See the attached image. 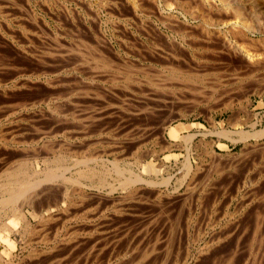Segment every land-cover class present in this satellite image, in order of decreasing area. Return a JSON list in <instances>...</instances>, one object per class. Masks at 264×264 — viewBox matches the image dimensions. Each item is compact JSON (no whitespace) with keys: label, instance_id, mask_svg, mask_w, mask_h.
<instances>
[{"label":"rangeland","instance_id":"rangeland-1","mask_svg":"<svg viewBox=\"0 0 264 264\" xmlns=\"http://www.w3.org/2000/svg\"><path fill=\"white\" fill-rule=\"evenodd\" d=\"M123 4L0 0V184L19 169L43 176L58 166L51 172L67 166L63 174L83 184H44L52 190L36 200L40 213L7 207L0 264H264V133L253 136L264 131V95L252 89L264 74L228 86L239 93L228 110L226 96L195 106L190 82L157 56L163 22L131 21ZM226 130L250 137L219 134ZM116 168L152 183L125 187ZM101 180L109 183L97 188Z\"/></svg>","mask_w":264,"mask_h":264},{"label":"bare ground","instance_id":"bare-ground-1","mask_svg":"<svg viewBox=\"0 0 264 264\" xmlns=\"http://www.w3.org/2000/svg\"><path fill=\"white\" fill-rule=\"evenodd\" d=\"M115 6L123 4L122 2H126L128 5L126 9L130 10V16L131 21H162L163 24L160 26H156L155 30L160 36L156 37L161 40V44H159L160 50L157 54L159 57L163 60L162 64L165 67L170 69L172 73H178L179 78L181 81H184V87L185 83H189L192 85L191 89L188 86V90L192 91L193 93V99L195 97V106H197V102L199 99H205L207 101H211L214 99H223L226 97L230 98L233 96L228 95V91L226 90L228 86L241 84L246 80H253L256 81L255 77L261 76V74H264V0H114ZM123 4V5H124ZM119 8V7H118ZM122 8V7H121ZM154 26V25H153ZM164 26L168 30H164ZM151 28V27H150ZM147 33L149 35V28H147ZM152 37L154 28L152 27ZM147 35V36H148ZM149 37V36H148ZM156 38L155 42L158 41ZM149 39V38H148ZM151 40V39H150ZM154 41V39H152ZM151 40V41H152ZM150 43V42H149ZM152 43V42H151ZM150 45V44H149ZM153 44H151L152 46ZM154 46V45H153ZM156 46V44H155ZM154 46V47H155ZM146 48H148L146 46ZM152 50L154 48H151ZM150 50V49H149ZM95 51V50H94ZM155 51V49L153 50ZM152 51H150L151 53ZM149 53V52H148ZM147 53V54H148ZM155 53V52H154ZM93 54V53H92ZM151 55V54H150ZM152 55H155L152 53ZM152 55L151 57L152 61ZM156 55L154 56L156 61L158 60V57ZM106 56H103L105 58ZM146 57V56H145ZM109 58V57H108ZM106 59V58H105ZM110 59V58H109ZM108 59V60H109ZM145 59V58H144ZM160 59V60H161ZM161 60V61H162ZM102 61V60H99ZM112 61V59H111ZM110 62V60H109ZM108 64L110 65V63ZM113 62V61H112ZM155 62V61H154ZM160 63V61H159ZM161 64V63H160ZM102 65V64H100ZM99 65V66H100ZM106 65V64H105ZM104 65V67H105ZM127 65V64H126ZM150 65V64H149ZM231 66L232 69L228 68V70L231 73V70L233 71L232 74H228L226 71V67ZM134 66V65H133ZM140 66V65H139ZM142 66V65H141ZM102 67V66H101ZM107 67V66H106ZM117 67V66H116ZM136 67V66H135ZM225 67V68H224ZM97 68V67H96ZM103 68V67H102ZM115 68V67H114ZM113 68V69H114ZM131 68V67H130ZM161 68V67H160ZM226 69V71H220L222 69ZM138 69V68H137ZM164 69V68H163ZM162 69V70H163ZM118 70V69H117ZM131 70V69H129ZM139 70V69H138ZM156 70V69H155ZM166 70V71H167ZM121 71V70H120ZM124 71V70H123ZM133 71V70H132ZM135 71V69H134ZM143 71V70H142ZM122 72V71H121ZM136 72V71H135ZM138 72V71H137ZM222 72V73H218ZM129 73V72H125ZM163 73V72H162ZM160 73L159 75H161ZM171 73V74H172ZM130 74V73H129ZM128 74V76H129ZM260 74V76H258ZM127 75V74H126ZM134 75V74H133ZM159 75H155L156 77H159ZM182 77H181V76ZM162 76V75H161ZM160 76V77H161ZM168 76V75H167ZM216 76L215 79H213L216 83L215 85L210 86V83L208 82L209 77ZM109 77V76H108ZM107 77V78H108ZM132 77V76H130ZM129 77V78H130ZM144 77V76H143ZM165 77V76H164ZM173 77V76H171ZM187 77H191V79H187ZM112 78V77H111ZM114 78V76H113ZM122 78V77H121ZM134 78V77H133ZM153 77L150 80L153 81ZM160 79V78H159ZM166 79V78H165ZM178 79V78H177ZM211 79V80H212ZM115 80V79H114ZM135 80V78H134ZM144 80V79H143ZM146 80V79H145ZM144 80V81H145ZM160 81L159 84H162L164 78L161 80L155 79V81ZM111 81V80H110ZM129 81V79H128ZM174 81V80H173ZM172 81V82H173ZM262 86L258 84V81L256 82L259 88L254 89V94H261L264 95V75L262 78ZM137 82H139L137 80ZM143 82V81H142ZM140 81V83H142ZM148 82V81H147ZM146 82V83H147ZM156 82V83H158ZM167 81L164 80V85ZM171 82V80H170ZM175 82V81H174ZM248 82V81H246ZM127 83V82H126ZM129 83V82H128ZM135 83L136 82H132ZM155 83V84H156ZM176 83V82H175ZM183 82H181L182 84ZM213 83V82H212ZM211 83V84H212ZM252 84V81L249 82ZM255 83V82H254ZM253 83V84H254ZM260 83V82H259ZM148 84V83H147ZM151 84V83H150ZM178 84L180 82L178 81ZM138 85V84H136ZM168 85V84H167ZM172 85V84H171ZM174 85V84H173ZM183 85V84H182ZM260 85V86H259ZM134 86V85H133ZM139 86V85H138ZM215 86V88H214ZM238 86V85H237ZM252 87V85H250ZM248 86V87H250ZM255 86V85H254ZM135 87V86H134ZM153 87H158L154 86ZM167 87V86H166ZM165 87V88H166ZM183 87V86H182ZM226 87V88H225ZM149 88V87H148ZM168 88V87H167ZM219 88L224 89L219 94ZM235 88V87H234ZM240 88V87H239ZM243 88V87H242ZM156 89V88H154ZM152 90L151 87L149 90L151 92H155V90ZM159 89V88H158ZM185 89V88H184ZM212 89V91L210 90ZM237 89V87H236ZM235 89V90H236ZM247 89V88H246ZM245 89V90H246ZM251 89V90H252ZM148 90V91H149ZM157 90V89H156ZM163 90V89H162ZM210 90V92H209ZM229 90V89H228ZM232 90V89H231ZM238 90V89H237ZM242 90V89H241ZM250 90V89H249ZM248 90V91H249ZM141 91V90H140ZM247 91V94L249 92ZM137 92V91H136ZM142 92V91H141ZM147 92V91H145ZM150 92V91H149ZM153 92V93H154ZM239 92V91H238ZM241 92V91H240ZM244 92V91H243ZM242 92V93H243ZM252 91H250L251 93ZM252 92V93H253ZM161 91H159L160 94ZM191 93V92H190ZM191 93V94H192ZM235 96L239 93L233 92ZM233 93H231L233 95ZM241 93V94H242ZM246 92H244L245 94ZM156 94V95H157ZM230 94V93H229ZM155 95V94H154ZM151 96V95H150ZM234 96V97H235ZM241 96V95H240ZM238 96L237 98H239ZM246 96V95H245ZM163 97V96H162ZM233 97V98H234ZM244 97V96H243ZM251 97V96H250ZM249 96L247 97L248 104L245 103V105L252 106L254 103L251 102V98ZM226 98L228 103H226L225 107L226 110L231 108V99ZM242 98V96H241ZM178 99V98H177ZM244 99V98H243ZM224 100V99H223ZM235 99H233L234 101ZM203 101V100H202ZM216 101V100H215ZM219 101V100H218ZM236 101V100H235ZM188 102V101H187ZM193 104V101H191ZM201 102V101H200ZM217 102V101H216ZM225 102V101H223ZM182 103V102H181ZM189 103V102H188ZM69 104V103H68ZM202 104V103H201ZM210 104V103H209ZM224 104V103H223ZM222 104V106H223ZM53 105V104H52ZM206 105V104H205ZM245 105L243 107H245ZM194 106V107H195ZM220 106V105H219ZM200 107V106H199ZM212 108V107H211ZM102 109V108H101ZM153 109V108H152ZM186 109V108H185ZM245 109V108H243ZM242 110V109H240ZM62 111V110H61ZM155 111V110H154ZM191 111V110H190ZM201 111V110H199ZM225 111V110H224ZM188 112V111H187ZM210 112V111H209ZM238 112V111H237ZM241 112V111H240ZM244 110L241 112L243 113ZM225 113V112H224ZM250 113V112H248ZM89 114V113H88ZM169 114V113H168ZM176 114V113H175ZM236 115V112L234 113ZM178 115V114H177ZM240 115V114H239ZM252 115V114H251ZM250 115V116H251ZM255 115V114H254ZM179 116V115H178ZM206 116V115H205ZM208 116V115H207ZM230 116V115H229ZM238 116V115H237ZM231 117V116H230ZM236 116H234L235 119ZM247 117V116H246ZM252 117V116H251ZM255 117V116H254ZM229 120H232L231 118H228ZM227 119V120H228ZM243 119V118H242ZM246 119V118H245ZM247 119L249 120L250 117ZM255 119V118H254ZM62 120V119H61ZM60 122V121H59ZM242 123H245L242 122ZM253 123V122H252ZM63 124V123H62ZM92 124V123H91ZM239 124V123H238ZM256 124V123H255ZM252 128L254 127V125ZM241 125V123H240ZM250 125V124H249ZM84 126V125H83ZM240 127V126H239ZM251 128V126H250ZM241 129V128H240ZM254 133V132H253ZM252 133V134H253ZM264 131H257L254 133V137L260 138L261 135H263ZM219 134L227 136L229 138L230 136L233 137L234 134H237V137L241 138L240 141L246 140L250 137V132L245 130H238L233 133L232 131L226 130L223 132H220ZM218 134V135H219ZM239 135V136H238ZM252 136V135H251ZM221 137V136H220ZM191 138V137H190ZM231 138V137H230ZM229 138V139H230ZM233 139V138H232ZM238 140V139H237ZM235 141V140H234ZM175 146V145H174ZM264 150V149H262ZM79 151V150H78ZM255 151V150H254ZM58 156V155H57ZM264 156V155H263ZM68 158V157H67ZM56 161V158H54ZM53 159V160H54ZM64 159V158H62ZM52 160V161H53ZM81 160V159H80ZM83 160V159H82ZM94 160V159H92ZM51 161V163H52ZM58 158V162H59ZM89 160L85 161L88 162ZM91 161V160H90ZM89 161V162H90ZM49 162V161H48ZM54 162V161H53ZM56 161V163H58ZM82 162V161H81ZM80 162V163H81ZM61 163V162H60ZM78 162H76L77 164ZM79 163V165H80ZM83 163V162H82ZM65 164V163H63ZM68 164V163H67ZM75 164V163H73ZM112 164V163H111ZM264 165V163H261ZM82 165V164H81ZM114 165V164H113ZM21 166V165H20ZM118 165L114 166L117 167ZM188 166V165H187ZM56 167V166H55ZM64 167V166H63ZM67 167V166H65ZM64 167V171L66 172V169L68 168ZM113 167V166H112ZM111 167V168H112ZM119 167V166H118ZM51 168V167H50ZM57 168H51L50 172L43 174V176H37V173L34 174L29 173V171H26L24 168L19 169L12 173H7L8 176L6 178L5 182H2L0 184V215L4 212V210L8 207H11V205L19 204V202H22V208L27 207L29 209H33L36 213H40V205L42 203L39 200L40 197L45 195V191L52 190V187L50 186H44L43 185L47 183H54L57 179H64L66 181L65 183H72V184H79L83 185L79 180L69 179L65 174H60L61 171L59 169V172H51V170ZM73 168V167H72ZM120 168V167H119ZM116 168V173L120 175V177H124L126 174L124 170ZM122 168V167H121ZM190 169V166H189ZM98 170V169H97ZM109 170V169H108ZM115 170V168H114ZM1 171V170H0ZM87 171V170H86ZM94 171V170H93ZM88 173V175H84L89 178L97 175L94 172ZM11 172V171H10ZM43 171H41L42 173ZM64 172V173H65ZM83 172V171H82ZM89 172V171H88ZM108 172V171H107ZM114 172V171H113ZM112 172V173H113ZM264 172V171H263ZM40 173V174H41ZM100 173V172H99ZM127 173H131L127 172ZM134 173V172H133ZM114 173V175H117ZM117 175V178H118ZM140 175V174H139ZM188 175V174H187ZM83 176V177H84ZM109 176V174H108ZM130 175H128L125 178V183H122L125 187L126 185H132L133 183L136 184L137 182L143 181L140 176L137 174L132 175L129 178ZM106 177V176H105ZM144 177V176H143ZM82 178V177H81ZM85 178V177H84ZM116 178V177H115ZM123 178V180H124ZM120 179V178H119ZM117 181V179L115 180ZM145 181V180H144ZM143 181V183H145ZM147 181V180H146ZM150 180L149 182H151ZM57 182V181H56ZM113 182V181H112ZM123 182V181H121ZM109 183V181L107 182ZM104 180H101L100 183H98V187H103L105 184H107ZM142 183V182H141ZM150 183L146 182L145 184ZM96 184V183H95ZM94 184V185H95ZM114 184V183H112ZM111 184V185H112ZM119 184V183H118ZM133 184V185H134ZM85 185V184H84ZM87 185V184H86ZM85 185V186H86ZM132 185V186H133ZM154 185V182H153ZM157 185V184H156ZM54 186V185H53ZM57 186V185H56ZM62 186V185H61ZM107 186V185H106ZM110 186V184H109ZM115 186V185H114ZM42 187V189H41ZM47 187V188H46ZM55 187V186H54ZM53 187V188H54ZM108 187V186H107ZM112 187V186H111ZM121 187V186H120ZM56 188V187H55ZM54 188V189H55ZM65 188V187H63ZM88 188V186H87ZM91 188V187H90ZM40 189V190H39ZM80 189V188H79ZM58 191V189L56 188ZM54 190V191H56ZM63 190V189H62ZM76 191L78 189H75ZM97 190V189H96ZM114 190V187H113ZM112 190V191H113ZM62 192V191H60ZM111 192V189H110ZM158 192V191H157ZM51 193V192H50ZM47 193V197L49 196ZM57 193V192H56ZM44 194V195H43ZM52 194V193H51ZM58 194V193H57ZM85 194V193H84ZM157 194V193H156ZM52 196V195H51ZM55 196V195H54ZM60 196V195H59ZM46 197V196H45ZM50 198V197H48ZM43 201L46 200V198H42ZM41 199V201H42ZM51 199V198H50ZM55 199V198H54ZM69 199V198H68ZM138 199V198H137ZM263 199V198H262ZM56 200V199H55ZM60 200V199H59ZM97 200V199H96ZM120 201V200H119ZM41 203L36 204V203ZM46 202V201H45ZM50 202V201H49ZM51 203V202H50ZM17 204V205H18ZM46 204V203H45ZM53 204V203H51ZM16 205V206H17ZM21 205V204H20ZM19 206V205H18ZM52 206V205H51ZM54 206V205H53ZM15 207V206H14ZM44 207V205L42 206ZM7 208V209H8ZM98 208V207H97ZM16 209V208H15ZM38 209V210H37ZM6 211V210H5ZM30 211V210H29ZM13 212V211H12ZM11 212V213H12ZM4 215V214H3ZM2 215V217H3ZM6 215V214H5ZM39 215V214H38ZM8 216V215H7ZM6 216V217H7ZM21 219L25 224L29 223V218L22 209V212L20 213ZM47 214L43 217L46 218ZM109 216V215H108ZM50 217V216H49ZM41 218V217H40ZM157 218V217H156ZM3 219V218H2ZM166 220V219H165ZM149 222V221H148ZM168 222V221H167ZM107 223V222H106ZM44 225V224H43ZM42 226V225H41ZM112 226V225H111ZM147 226V225H146ZM2 227V226H1ZM7 227V226H6ZM43 227V226H42ZM143 227V226H142ZM10 228V227H9ZM139 228V227H138ZM156 228V227H155ZM12 229V228H11ZM60 229V228H59ZM144 229V228H143ZM142 229V230H143ZM141 230V229H139ZM160 230V229H159ZM12 231V230H10ZM70 231V230H69ZM148 231V229H147ZM113 233V232H112ZM127 233V232H126ZM136 233V232H134ZM140 233V232H139ZM119 235V234H118ZM143 235V234H142ZM147 235V234H146ZM120 236V235H119ZM126 236V235H125ZM124 236V237H125ZM141 236V235H140ZM139 236V237H140ZM151 236V235H150ZM134 238V237H133ZM164 238V237H163ZM168 238V237H167ZM96 239V238H95ZM122 239V238H121ZM120 239V240H121ZM132 239V238H131ZM136 239V238H135ZM37 240V239H35ZM117 240V239H116ZM163 240V239H162ZM260 240V239H259ZM86 241V240H85ZM97 241V240H96ZM118 241V240H117ZM115 241V242H117ZM92 242V241H91ZM106 242V241H105ZM104 242V243H105ZM112 242V241H111ZM130 242V241H129ZM75 243V242H74ZM79 243V242H77ZM108 243V242H107ZM91 244V243H90ZM116 244V243H115ZM123 245V244H122ZM70 246V245H68ZM72 246V245H71ZM93 246V245H92ZM115 246V245H114ZM136 246V245H135ZM62 247V246H59ZM75 247V246H74ZM81 247V246H80ZM95 247V246H94ZM70 248V247H68ZM79 248V247H78ZM77 248V249H78ZM102 248V247H101ZM163 248V247H162ZM63 249V248H62ZM137 249V248H136ZM157 249V248H156ZM165 249V248H164ZM171 249V248H170ZM41 250V249H40ZM66 250V249H65ZM71 250V249H70ZM69 250V251H70ZM88 250V249H87ZM91 250V249H90ZM120 250V249H119ZM148 250V249H147ZM150 250V249H149ZM62 251V250H61ZM64 251V250H63ZM76 251V250H75ZM74 251V252H75ZM95 251V250H94ZM99 251V250H98ZM156 251V250H155ZM160 251V250H159ZM52 252V251H51ZM50 252V253H51ZM86 252V251H85ZM116 252V251H115ZM146 252V251H145ZM65 253V252H63ZM69 253V252H68ZM93 253L92 250L90 254ZM100 253V252H99ZM89 254V255H90ZM138 254V253H137ZM53 255V254H52ZM56 255V254H54ZM66 255V254H64ZM94 255V254H93ZM151 255V254H150ZM161 255V253H160ZM59 256V255H58ZM56 256V257H58ZM62 256V255H61ZM71 256V254H70ZM75 256V255H74ZM86 256V255H85ZM55 257V258H56ZM91 257V256H89ZM44 258V257H43ZM51 258V257H50ZM69 258V256H68ZM74 258V257H72ZM85 258V257H84ZM95 258V257H94ZM134 258V257H133ZM48 260V258H45ZM80 259V258H79ZM1 260V255H0ZM51 260V259H50ZM78 260V259H77ZM89 260V259H88ZM56 261V260H55ZM64 261V260H63ZM74 261V260H73ZM84 261V260H83ZM234 261V260H233ZM72 262V261H71ZM57 263V262H56ZM55 263V264H56Z\"/></svg>","mask_w":264,"mask_h":264}]
</instances>
